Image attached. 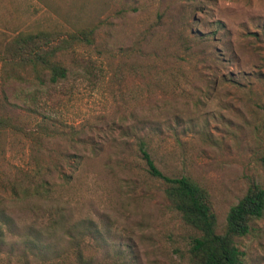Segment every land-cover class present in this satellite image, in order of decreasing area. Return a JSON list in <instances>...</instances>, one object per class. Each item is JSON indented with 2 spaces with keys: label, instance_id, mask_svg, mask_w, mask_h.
I'll list each match as a JSON object with an SVG mask.
<instances>
[{
  "label": "rangeland",
  "instance_id": "1",
  "mask_svg": "<svg viewBox=\"0 0 264 264\" xmlns=\"http://www.w3.org/2000/svg\"><path fill=\"white\" fill-rule=\"evenodd\" d=\"M86 28L92 44L60 56L66 79L26 72L6 88L0 264H190L193 231L141 144L209 190L221 228L252 180L264 186V0H0V49ZM27 177L49 190L15 194ZM237 243L264 264V216Z\"/></svg>",
  "mask_w": 264,
  "mask_h": 264
},
{
  "label": "trees",
  "instance_id": "2",
  "mask_svg": "<svg viewBox=\"0 0 264 264\" xmlns=\"http://www.w3.org/2000/svg\"><path fill=\"white\" fill-rule=\"evenodd\" d=\"M95 31L91 28L71 33L60 38L57 32L39 31L20 33L5 42L0 49L2 83L0 110L8 109L9 98L6 88L11 82L23 80L22 74L31 72L35 81L43 85L46 79L56 84L68 76V69L60 56L80 44L91 45ZM10 117L0 116V128L4 131L13 126ZM140 153L148 174L163 185L165 198L193 234L189 244L190 264H245V253L238 246V240L252 231V224L264 216V186L252 180L245 195L231 207L226 224L219 225L212 197L207 188L190 176L172 177L165 174L155 163L145 144ZM264 167V154L259 159ZM13 192L27 197L48 191L45 179L35 182L27 177Z\"/></svg>",
  "mask_w": 264,
  "mask_h": 264
}]
</instances>
